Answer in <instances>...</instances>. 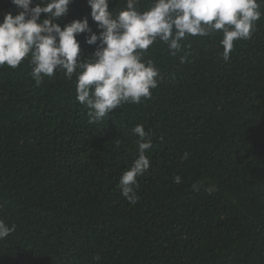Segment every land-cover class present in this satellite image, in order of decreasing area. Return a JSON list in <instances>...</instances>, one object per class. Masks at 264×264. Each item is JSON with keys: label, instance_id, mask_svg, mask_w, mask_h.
<instances>
[{"label": "trees", "instance_id": "trees-1", "mask_svg": "<svg viewBox=\"0 0 264 264\" xmlns=\"http://www.w3.org/2000/svg\"><path fill=\"white\" fill-rule=\"evenodd\" d=\"M126 3L108 7L116 15ZM19 11L0 0V21ZM83 18L99 34L87 0L56 23ZM87 35L76 37L82 60L96 48ZM221 39L188 36L176 55L156 41L143 56L160 73L151 97L95 123L75 73L37 86L29 58L0 66V220L15 225L0 264H264V16L228 61ZM136 125L152 147L132 204L119 179L138 158Z\"/></svg>", "mask_w": 264, "mask_h": 264}, {"label": "clouds", "instance_id": "clouds-1", "mask_svg": "<svg viewBox=\"0 0 264 264\" xmlns=\"http://www.w3.org/2000/svg\"><path fill=\"white\" fill-rule=\"evenodd\" d=\"M71 2L39 0L30 7L33 0H11L21 11L7 13L0 21V66L17 68L29 58L37 86L44 77L57 72L62 71L67 79L75 73L76 99L88 109L89 123L109 117L124 104H139L151 97L160 73L153 61H145L143 56L156 41L176 55L184 49L181 42L186 37L219 32L222 56L228 61L234 42L251 39L256 22L264 16L260 8L264 0H152L144 11L137 10L138 0H127L116 15L109 10L108 0H87L90 16L100 30L97 34L87 18L73 20L63 28L56 23L67 14ZM81 33H88V45H96L93 54L83 60L76 39ZM188 55L185 52L180 62L184 63ZM132 131L138 136V158L122 173L119 188L121 195L135 204L139 199L138 178L150 168L145 151L152 147V139L143 125H136ZM188 157L185 152L182 159ZM174 182L179 184L180 177L175 176ZM215 190V186L207 189L209 193ZM14 231V224L0 220V240Z\"/></svg>", "mask_w": 264, "mask_h": 264}]
</instances>
